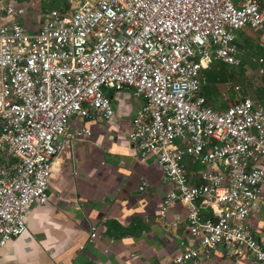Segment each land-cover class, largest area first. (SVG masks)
Returning a JSON list of instances; mask_svg holds the SVG:
<instances>
[{"label":"built area","instance_id":"1","mask_svg":"<svg viewBox=\"0 0 264 264\" xmlns=\"http://www.w3.org/2000/svg\"><path fill=\"white\" fill-rule=\"evenodd\" d=\"M13 2L0 0V247L24 234L33 206L46 204L65 142L89 136L69 132L70 118L108 120L105 91L130 90L142 104L129 141L138 156L156 155L169 186L161 215L175 202L186 210L193 245L171 264H199L219 246L229 264H264V242L245 222L263 200L264 106L238 98L239 86L224 109L200 94L203 70L240 65L237 32L250 31L264 48L262 1L62 0L65 7L46 9L34 33ZM206 207L212 216L203 215ZM88 236L101 239L94 227Z\"/></svg>","mask_w":264,"mask_h":264},{"label":"crops","instance_id":"2","mask_svg":"<svg viewBox=\"0 0 264 264\" xmlns=\"http://www.w3.org/2000/svg\"><path fill=\"white\" fill-rule=\"evenodd\" d=\"M51 2L54 6L46 7ZM58 2L15 0L13 4L23 9L20 22L25 30L34 33L46 9L61 7ZM236 42L246 73L254 55L264 58V48L246 29L236 33ZM261 79L263 82L264 76ZM261 88L246 89L245 94L264 106ZM105 94L113 108L112 117L70 118L69 132L84 130L89 136L82 134L65 142L57 153L46 204L33 206L26 216L24 234L0 247V264H171L175 255L193 245L186 210L179 202L161 215V201L169 186L162 180L156 155L138 156L129 141L141 98L130 90H106ZM214 101V108H221ZM258 165L264 167V160ZM187 171L191 182H198L196 169L188 166ZM142 182L146 186L139 191ZM260 192L263 200L245 222L255 240L263 243L264 184ZM213 213L214 209L203 208L205 217ZM90 227L101 236L99 241H89ZM242 263L252 264L248 258ZM199 264L229 261L219 246Z\"/></svg>","mask_w":264,"mask_h":264},{"label":"rangeland","instance_id":"3","mask_svg":"<svg viewBox=\"0 0 264 264\" xmlns=\"http://www.w3.org/2000/svg\"><path fill=\"white\" fill-rule=\"evenodd\" d=\"M59 5H61L62 0H59ZM57 3V5H58ZM52 3H49L46 5V7H53ZM239 58H240V65L238 67H229V72H232L234 75L233 78H236L235 81L233 79L227 80L225 83H219L216 85H210L208 82L202 87H205L206 90L208 91V95L205 94V98H208V96H211V100H216L219 102V104H225L228 96H229V91L233 89L235 86H239V91L237 94L238 98L246 97L245 91L246 89H251V90H257L260 89V85L264 82H262V77L264 76H259L257 74V67H258V60L259 59H264L263 57H256L254 62L250 63L248 65L249 71L245 73L244 68V63H242V59L239 53ZM245 73V74H244ZM238 76V77H237ZM262 89V88H261ZM235 94V93H234ZM236 95V94H235ZM225 98V99H222Z\"/></svg>","mask_w":264,"mask_h":264},{"label":"trees","instance_id":"4","mask_svg":"<svg viewBox=\"0 0 264 264\" xmlns=\"http://www.w3.org/2000/svg\"><path fill=\"white\" fill-rule=\"evenodd\" d=\"M64 7H65V5L63 3H61V8H64ZM55 8H58V7H55ZM254 56L255 57H259L258 54L254 55ZM203 74H204L207 82L210 85H216V84H219V83H225V82H227L228 78L229 79H233L234 81L236 79V78H233L234 75H236V74H234V73L232 74V72H229V67L227 65H225V64H222V63H213L212 65H210V67L208 69L203 70ZM261 91L264 92V89L262 88ZM200 94L205 97V94L208 95L209 93H208V91L206 90L205 87H201ZM235 98H236V95L234 94L233 89H231L229 91V96H228V99H227L226 103L225 104H219V106L224 109L227 106L235 103L234 102ZM205 99H206V104L208 106L214 107L215 101L211 100V96L210 95L208 96V98H205ZM254 102H256V101H254ZM217 104H218V102H217Z\"/></svg>","mask_w":264,"mask_h":264}]
</instances>
